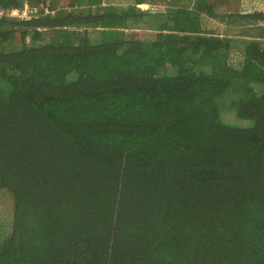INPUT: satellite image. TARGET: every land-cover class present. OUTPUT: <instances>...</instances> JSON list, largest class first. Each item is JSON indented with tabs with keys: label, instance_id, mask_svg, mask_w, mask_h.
Returning a JSON list of instances; mask_svg holds the SVG:
<instances>
[{
	"label": "trees",
	"instance_id": "1",
	"mask_svg": "<svg viewBox=\"0 0 264 264\" xmlns=\"http://www.w3.org/2000/svg\"><path fill=\"white\" fill-rule=\"evenodd\" d=\"M28 6L0 19V264H264V0H0Z\"/></svg>",
	"mask_w": 264,
	"mask_h": 264
},
{
	"label": "rangeland",
	"instance_id": "2",
	"mask_svg": "<svg viewBox=\"0 0 264 264\" xmlns=\"http://www.w3.org/2000/svg\"><path fill=\"white\" fill-rule=\"evenodd\" d=\"M145 4L149 5V6H154V7H159V8H164V9H169L172 10L174 8H177L178 4H179V0H145ZM92 37L96 38L97 37V33H91ZM235 40H240V41H245V40H249V39H245L243 37H238L235 38ZM237 97H231L229 100L225 101L224 99L219 100L220 102V109L221 112H223V117L225 118V120L227 121V123H235L237 120L235 119V116H230V114L228 113L230 111V105L229 102L230 100H236ZM238 99V98H237ZM231 113V111H230ZM249 124V123H246ZM2 239V236H0V241Z\"/></svg>",
	"mask_w": 264,
	"mask_h": 264
},
{
	"label": "built area",
	"instance_id": "3",
	"mask_svg": "<svg viewBox=\"0 0 264 264\" xmlns=\"http://www.w3.org/2000/svg\"><path fill=\"white\" fill-rule=\"evenodd\" d=\"M39 13V8L37 7H25L23 8H10V9H3L0 8V19L5 17L7 18H17L20 20L23 19H30L37 17ZM46 13H49V10L46 9Z\"/></svg>",
	"mask_w": 264,
	"mask_h": 264
},
{
	"label": "crops",
	"instance_id": "4",
	"mask_svg": "<svg viewBox=\"0 0 264 264\" xmlns=\"http://www.w3.org/2000/svg\"><path fill=\"white\" fill-rule=\"evenodd\" d=\"M180 1V0H179ZM178 7V6H177Z\"/></svg>",
	"mask_w": 264,
	"mask_h": 264
}]
</instances>
